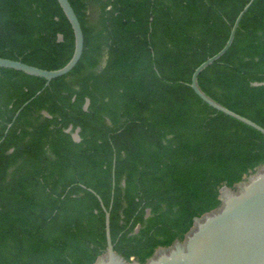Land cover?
Segmentation results:
<instances>
[{"label": "trees", "instance_id": "1", "mask_svg": "<svg viewBox=\"0 0 264 264\" xmlns=\"http://www.w3.org/2000/svg\"><path fill=\"white\" fill-rule=\"evenodd\" d=\"M247 1L69 0L84 36L69 73L45 86L0 67V264H94L104 211L88 188L115 251L144 263L264 164V135L189 86ZM73 49L57 0H0V57L52 70ZM198 85L264 127V0Z\"/></svg>", "mask_w": 264, "mask_h": 264}, {"label": "water", "instance_id": "2", "mask_svg": "<svg viewBox=\"0 0 264 264\" xmlns=\"http://www.w3.org/2000/svg\"><path fill=\"white\" fill-rule=\"evenodd\" d=\"M253 1L248 0L238 13L223 47L193 70L189 86L210 107L264 135L263 126L217 102L198 85L200 72L218 60L230 47L241 18ZM57 2L68 20L74 36L73 53L67 63L58 69L48 70L20 60L0 57V67L44 78L45 86L52 79L66 75L74 68L83 51V31L69 0H57ZM39 93L40 91L36 95ZM88 102L87 99L85 107ZM21 108L16 112V115ZM44 114L48 116L46 112ZM70 128L66 131H69ZM78 131L79 128L72 133L75 141L80 140ZM112 184L114 187V180ZM88 190L95 194L104 211L105 249L94 264H264V164L238 182L234 188L222 186L219 189L220 204L218 207L200 217H195L193 225L183 240L177 239L170 246L156 248L144 263L134 259L128 261L115 251L110 233V211L104 206L96 192L90 188Z\"/></svg>", "mask_w": 264, "mask_h": 264}]
</instances>
